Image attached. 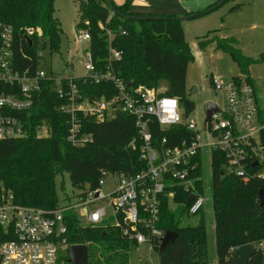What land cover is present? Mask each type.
Listing matches in <instances>:
<instances>
[{
    "label": "trees",
    "instance_id": "trees-1",
    "mask_svg": "<svg viewBox=\"0 0 264 264\" xmlns=\"http://www.w3.org/2000/svg\"><path fill=\"white\" fill-rule=\"evenodd\" d=\"M111 1L118 11L126 15L177 16L173 13L135 12L131 9L133 0H125L121 4ZM54 2L0 0V20L12 24L17 33L24 27L41 29V36H32L31 48L25 45L22 38L18 40L15 57L21 68L30 62L20 50L33 55L36 39H44L52 50L59 49L62 28L53 15ZM77 3L79 16L76 27L89 29L90 50L99 68L103 70L107 64V39L97 24L110 17L107 25L115 31L111 45L121 52L120 59L112 63L114 73L132 80L135 85L161 88L163 96L178 99L184 115L188 117L195 105L187 95L186 72L194 55L185 40L181 22L162 18L144 21L125 19L112 13L106 0H77ZM119 27L125 33H120ZM208 40H200L198 48H205ZM235 45L236 40L231 37L216 39V48L223 49L235 61L241 62ZM245 61H264V54L256 59L247 57ZM245 77L252 82L249 76ZM79 88L89 96H109L115 92L113 85L107 82L79 84ZM60 102L61 99L46 84L33 106L24 112L28 136L0 141V182L13 193L17 204L45 209L56 207L61 199L55 178L62 172L68 174L73 187L84 189L98 184L101 169L135 173L144 167L139 159V150L128 147L129 142L137 137L131 116L118 112L114 118L103 122L84 118L83 130L92 139L82 147H73L67 140V116L58 109ZM42 122L47 124L49 135L36 138L35 126ZM149 130L154 141L166 137L169 145L177 143L188 133L183 125L162 129L155 120L149 124ZM261 138L264 142V131ZM224 163L223 153L213 151L210 177L217 264H229L232 249L249 243L254 245V252L247 264H264V204L260 205L258 198L259 189H264V181L257 177L230 178L222 175ZM194 174L200 176L195 187L203 192V168L198 167ZM188 194L178 188L171 199L173 207L167 197L162 200L159 226L164 231H176L178 236L163 252H159V245H156L159 264L208 262L207 223L202 209L196 213L201 214L198 223L183 224L184 213L189 214V205L186 204ZM65 216L69 242L87 245L88 264L128 263V250L134 244L120 236L117 229L109 225L83 227L73 213ZM67 257L68 254L62 257L60 264L67 263Z\"/></svg>",
    "mask_w": 264,
    "mask_h": 264
},
{
    "label": "built area",
    "instance_id": "built-area-1",
    "mask_svg": "<svg viewBox=\"0 0 264 264\" xmlns=\"http://www.w3.org/2000/svg\"><path fill=\"white\" fill-rule=\"evenodd\" d=\"M109 18L97 24L107 39L104 69L93 59L89 29L80 28L78 42L89 43L82 56L84 74L66 76L40 68L37 51L31 55L20 50L30 62L21 68L15 57L18 40L22 38L31 48L32 36H41V29L24 27L17 33L12 24L0 20V141L28 136L24 112L47 84L61 99L58 109L67 116V140L73 147H82L92 139L83 130L84 118L103 122L121 112L134 120L137 137L128 147L139 150L144 164L135 173L101 169L94 188L80 189L74 201L67 197L66 202L60 201L51 209L15 203L13 193L0 182V264H60L69 247L76 244L68 239L65 215L69 213L75 215L80 226L109 225L134 245L145 244L155 251L165 233L159 226L163 198L172 199L181 188L194 195L188 213L199 212L204 199L195 187L200 176L194 173L198 167L203 168L206 156L211 162L213 151L224 155L222 175L264 181V107L258 103L253 83L245 76L226 80L211 76V88L221 94L223 107L212 100L219 110L206 121L204 113L198 124L184 115L176 97L163 96L161 88L135 85L114 73L112 63L120 59L121 52L111 45L115 31L107 25ZM119 31L125 33L120 27ZM26 36L32 40L31 45ZM102 82L111 83L115 92L89 96L79 88V84ZM154 120L162 129L183 125L188 133L173 145L166 137L154 141L149 130ZM34 132L36 138L47 137L49 128L42 122Z\"/></svg>",
    "mask_w": 264,
    "mask_h": 264
},
{
    "label": "rangeland",
    "instance_id": "rangeland-1",
    "mask_svg": "<svg viewBox=\"0 0 264 264\" xmlns=\"http://www.w3.org/2000/svg\"><path fill=\"white\" fill-rule=\"evenodd\" d=\"M182 2L174 3L177 16L187 15L188 12L198 13L208 8L205 1L185 0ZM137 9L135 12L170 13L169 3L164 0L154 1L148 8ZM53 15L59 20L62 28L59 49L52 50L44 42V39H36L34 49L41 55L38 66L44 70L51 69L63 76L84 74L82 56L87 51L89 43L88 41L79 43L77 39L81 32L76 27L79 16L77 0H55ZM181 25L185 40L194 55V59L189 61L187 66V88L196 86L198 89L197 92L189 96L194 102L195 108L188 118L194 119L200 124L208 100H215L223 107L221 94L211 88V76L221 80L249 76L255 88L258 103L264 107V61H245L247 57L256 59L260 54H264V0H226L208 13L181 21ZM229 37L236 40L235 47L242 59L241 62L235 61L223 49L216 48V39ZM205 38L209 39L208 44L203 49L198 48L197 43ZM39 132L43 133V128ZM203 177L204 203L201 212L207 223L209 257L208 262L204 264H217L208 156L203 161ZM55 185L62 203L67 201V197L74 201L76 195L81 192L80 189L71 185L66 172L56 176ZM168 203L171 207L175 206L171 199L168 200ZM200 216V213L195 215L184 213L183 224L194 225L198 223ZM91 249L93 250L94 247L91 246ZM63 264L70 263L64 262ZM127 264H159L158 255L155 251L149 250L145 244L132 245L128 250Z\"/></svg>",
    "mask_w": 264,
    "mask_h": 264
},
{
    "label": "water",
    "instance_id": "water-1",
    "mask_svg": "<svg viewBox=\"0 0 264 264\" xmlns=\"http://www.w3.org/2000/svg\"><path fill=\"white\" fill-rule=\"evenodd\" d=\"M107 4L112 11V13L118 14L125 19H131L135 21H144V20H154V19H169V20H178V21H184L190 18H193L195 16H198L203 13H208L211 10L217 8L220 6L222 3H224L226 0H219L217 3L211 5L207 9L200 11L198 13H192L188 15H180V16H156V15H126L118 11L111 0H106ZM28 45L32 44V40L30 37L26 36L25 37ZM197 87L196 86H191L188 89V96L192 95L193 93L197 92ZM219 108L216 105V103L212 100H208L205 104V121L208 120L209 116L211 115L212 112L218 111ZM223 172H221L222 174ZM193 194H189L186 198V204H189L191 200L193 199ZM258 198H259V203L260 205L264 204V189L260 188L258 191ZM178 233L176 231L172 230H167L164 233V236L161 238L160 245H159V252L165 251L167 247H169L177 238ZM254 252V245L249 243V244H243V245H238L235 246L232 249L231 255L228 258L229 264H247L250 256ZM67 261L70 264H88V247L86 244H74L71 245L68 249V257Z\"/></svg>",
    "mask_w": 264,
    "mask_h": 264
},
{
    "label": "crops",
    "instance_id": "crops-1",
    "mask_svg": "<svg viewBox=\"0 0 264 264\" xmlns=\"http://www.w3.org/2000/svg\"><path fill=\"white\" fill-rule=\"evenodd\" d=\"M116 4H121L123 3L125 0H113ZM154 1H159V0H133L131 3V9L133 11H136L137 8H141V9H145L150 7L151 3ZM167 1L169 3V11L170 13L173 14H177V9L174 5L175 2H177L178 4L180 3V1H185V0H164ZM186 1H190V0H186ZM199 1H205V5H207V7L209 5H213L216 1L213 2V0H199ZM183 3V2H182ZM138 10V9H137Z\"/></svg>",
    "mask_w": 264,
    "mask_h": 264
}]
</instances>
